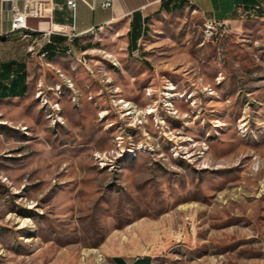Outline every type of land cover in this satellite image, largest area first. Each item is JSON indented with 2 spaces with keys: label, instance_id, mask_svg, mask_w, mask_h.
<instances>
[{
  "label": "rangeland",
  "instance_id": "374dc122",
  "mask_svg": "<svg viewBox=\"0 0 264 264\" xmlns=\"http://www.w3.org/2000/svg\"><path fill=\"white\" fill-rule=\"evenodd\" d=\"M148 26L134 51L126 18L85 52L30 40L0 99V264H264V15Z\"/></svg>",
  "mask_w": 264,
  "mask_h": 264
},
{
  "label": "crops",
  "instance_id": "0c3cea01",
  "mask_svg": "<svg viewBox=\"0 0 264 264\" xmlns=\"http://www.w3.org/2000/svg\"><path fill=\"white\" fill-rule=\"evenodd\" d=\"M25 0H14L18 6L22 7ZM43 2L51 8V12L43 17L28 18L26 28H13L11 25V3L6 0H0V70L6 67L11 71L24 69L27 72L25 94L16 97L20 98L27 94L29 89V71L27 61L25 59L28 53V44L40 41V52L46 41H49L52 34H59L67 37L64 43L70 41L68 35L74 31L77 36H84L91 30L112 24L122 18L131 20L134 11L139 10L143 16L152 15L155 11H171L176 7L186 8L194 7L202 16L209 20L231 21L241 13L245 16L264 15V0H111L108 7L102 6V2L106 0H90L93 7H90L84 1L78 0L76 9L73 12L67 4L66 0H35ZM261 14L255 12L256 8ZM81 10H85L84 14H80ZM70 22H67L68 18ZM64 33H59L61 29ZM49 33V34H48ZM41 37V38H39ZM41 55V54H40ZM8 68V69H9ZM2 99V98H0ZM143 256L137 259H142ZM150 258V257H149ZM151 260V259H150ZM145 262L143 264H149ZM115 264H117L115 262Z\"/></svg>",
  "mask_w": 264,
  "mask_h": 264
},
{
  "label": "trees",
  "instance_id": "16d2710c",
  "mask_svg": "<svg viewBox=\"0 0 264 264\" xmlns=\"http://www.w3.org/2000/svg\"><path fill=\"white\" fill-rule=\"evenodd\" d=\"M259 8L260 7H257L255 10L257 14H261L260 11L258 12ZM178 9H182V7H176V9L174 10ZM150 18L151 15L143 16L139 10L132 13L130 28L127 31L128 48L130 49V51L138 49V41L146 36V33L149 31L148 22ZM70 21L71 18L69 17L67 19V22ZM82 37L83 36H76L72 38L71 41L75 46L78 47L81 52H85L86 50L93 48V45L91 43L83 44L81 42ZM66 39L67 37L63 35L52 34L49 41L44 43V45L42 46L40 50L41 54H44L45 57L53 59L60 51L67 52L70 49V45L64 43ZM8 68L9 67H6L5 69L0 70V98L2 99H5L7 97L22 96L25 94L27 88V72L24 69L11 71V68ZM114 260L117 264H127L121 257H115ZM149 260V257H144L142 259L139 258L132 264H143L145 262H149Z\"/></svg>",
  "mask_w": 264,
  "mask_h": 264
},
{
  "label": "built area",
  "instance_id": "2783aa9c",
  "mask_svg": "<svg viewBox=\"0 0 264 264\" xmlns=\"http://www.w3.org/2000/svg\"><path fill=\"white\" fill-rule=\"evenodd\" d=\"M11 3V25H20V24H27L28 18H37L43 17L49 12H51V8L43 2L35 1V0H25L23 6L20 7L14 0H6ZM78 0H66L67 6L72 9L74 12L76 9V3ZM88 4L90 7L93 5L90 3V0H81ZM111 5V0H106L102 2V6L108 7ZM217 20H212V22H216ZM226 22V21H225ZM211 25V24H210ZM72 34L68 35L69 39L76 37L78 34L74 31V27L72 30ZM59 33H64L62 28L57 30ZM49 34V33H48ZM44 56V54H41Z\"/></svg>",
  "mask_w": 264,
  "mask_h": 264
},
{
  "label": "bare ground",
  "instance_id": "6f19581e",
  "mask_svg": "<svg viewBox=\"0 0 264 264\" xmlns=\"http://www.w3.org/2000/svg\"><path fill=\"white\" fill-rule=\"evenodd\" d=\"M13 28H26L25 24H20V25H13Z\"/></svg>",
  "mask_w": 264,
  "mask_h": 264
}]
</instances>
